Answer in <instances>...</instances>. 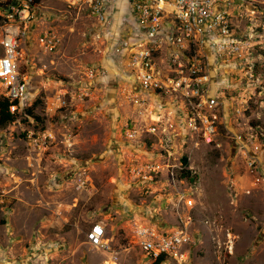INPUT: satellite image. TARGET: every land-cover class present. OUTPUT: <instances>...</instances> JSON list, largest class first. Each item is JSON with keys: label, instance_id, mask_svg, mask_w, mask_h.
<instances>
[{"label": "rangeland", "instance_id": "1", "mask_svg": "<svg viewBox=\"0 0 264 264\" xmlns=\"http://www.w3.org/2000/svg\"><path fill=\"white\" fill-rule=\"evenodd\" d=\"M252 1L236 3L233 14L234 32L248 43L244 58L214 74L224 87L222 124L212 144L189 133L183 118L168 121L152 98L146 109L130 101L129 92H139L130 81L104 84L101 76L91 77V70H103L109 42L116 40L87 12L62 0L40 1L36 28L20 49L28 101L18 106V119L0 129V190L8 193L0 206V264H153L133 244L131 228L174 221L176 190L195 203L199 243L187 264H264V184L247 171L235 140L253 135L264 145V0ZM44 29L61 38L55 52H45L36 39ZM152 119L174 133L170 143L167 135L147 131ZM126 123L142 125L140 138L125 135ZM44 130L51 142L36 151L28 134ZM164 155L183 164L177 188L165 176L143 181L132 175L133 167ZM97 221L106 227L109 251L87 241Z\"/></svg>", "mask_w": 264, "mask_h": 264}, {"label": "built area", "instance_id": "2", "mask_svg": "<svg viewBox=\"0 0 264 264\" xmlns=\"http://www.w3.org/2000/svg\"><path fill=\"white\" fill-rule=\"evenodd\" d=\"M69 9L85 11L103 29L111 34L115 26L112 9L119 0H62ZM136 26L130 34L119 41V59L135 77L142 92L131 90L128 99L146 109L148 96L172 97L182 105L186 129L206 144L216 142L222 124V102L220 95H210L211 46L216 54V65L222 71L227 65L243 59L248 47L247 41L234 32L233 14L236 3L240 6L252 4V0H129ZM39 3L35 0H0V85L4 96L16 104L11 110L28 101L29 80L22 73L23 54L21 44L36 28ZM47 53L55 52L61 44L56 32L44 29L36 38ZM165 54V59L160 57ZM25 65L28 63L25 62ZM90 76H102L103 70L93 69ZM134 93V95L132 94ZM138 93V94H137ZM239 112V109H237ZM141 124L125 125L129 139L140 138ZM147 131L167 135L170 143L174 133L162 125L161 119H152ZM52 135L47 131L28 134L32 149L46 150ZM240 156L244 159L249 174L256 183L264 184V145L253 135L243 142L235 138ZM164 155L159 161L141 163L131 173L143 181H155L166 177L170 185L177 188V168L183 164L169 162ZM85 184L82 183L81 186ZM7 194L0 190V206H5ZM187 210L180 212L181 207ZM195 207L193 197L186 191L176 190L172 209L176 210L174 221L157 225L152 222H136L132 225L133 244L138 246L151 263L174 261L187 264L191 251L199 243L193 231ZM60 210L57 211V214ZM88 243L97 250L111 249L106 237V227L94 222L87 232Z\"/></svg>", "mask_w": 264, "mask_h": 264}, {"label": "crops", "instance_id": "3", "mask_svg": "<svg viewBox=\"0 0 264 264\" xmlns=\"http://www.w3.org/2000/svg\"><path fill=\"white\" fill-rule=\"evenodd\" d=\"M112 16L114 18L115 26L113 28L112 33L109 35L110 37H112L111 39H114L116 41H114L112 46L111 42H109L110 56L108 57L107 62H102L101 67L104 70V74L100 78L103 80L104 84L107 82L110 83V79L112 83H114L116 79H125L126 81H130L133 85H135V88L138 89L139 92H142L133 74H131V72L127 70L126 65L123 64V62L119 59L117 55V52L120 50L119 40L127 37L132 31V27L137 25L132 14V7L130 5L129 0H119L116 6L112 9ZM207 50L210 55L209 70L211 77L213 76L211 80V89L209 94L220 95L221 90L224 86H222V79L218 81L216 79V75H214L217 74V72L219 71L216 65V54L211 46H208ZM233 65L234 64H229L224 69L233 70ZM144 94H146L148 97L152 98L155 101L157 110L161 109V115L163 113V115H167L169 119L168 121H171L172 119L175 120L176 118L179 119L183 115V107L181 103L176 101L174 98L156 95L152 92H144ZM2 211H5L4 208L2 209Z\"/></svg>", "mask_w": 264, "mask_h": 264}, {"label": "trees", "instance_id": "4", "mask_svg": "<svg viewBox=\"0 0 264 264\" xmlns=\"http://www.w3.org/2000/svg\"><path fill=\"white\" fill-rule=\"evenodd\" d=\"M41 0H35L36 3H40ZM16 104V102H11L9 101L8 98L4 96H0V129H3L10 124L14 123L18 119V112L17 110L12 111L11 106ZM29 114H33L31 109H28ZM39 119V117H36ZM183 162L187 163V158L184 156L183 157ZM184 173L186 176H190V171L189 170H184ZM184 174V175H185ZM191 181H194V177H189ZM162 259H158L155 261L153 264H161Z\"/></svg>", "mask_w": 264, "mask_h": 264}]
</instances>
